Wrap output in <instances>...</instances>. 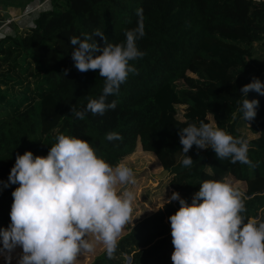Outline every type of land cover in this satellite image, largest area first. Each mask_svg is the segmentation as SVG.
I'll list each match as a JSON object with an SVG mask.
<instances>
[{"label":"trees","instance_id":"16d2710c","mask_svg":"<svg viewBox=\"0 0 264 264\" xmlns=\"http://www.w3.org/2000/svg\"><path fill=\"white\" fill-rule=\"evenodd\" d=\"M37 1L0 0V6L24 11ZM139 8L145 35L136 43L145 55L130 62L138 74L107 97L117 101L114 110L85 112L83 120L71 115L72 105L82 110L102 94L104 79L98 70L76 69L69 37L99 30L122 43L125 30L137 26ZM93 39L103 47L99 36ZM257 43L264 47V0H49L20 35H0V186L9 183L0 193V229L11 224L12 192L19 187L9 182L16 155L47 156L60 134L87 140L112 166L135 165L132 156L143 151L155 173L168 171L149 187L151 194L130 184L140 202L124 234L111 257L105 248L88 264H173L169 217L180 205L165 202L175 191L191 204L205 180L229 182L244 199L243 215L264 220V95L248 93L259 101L253 120L239 111L240 89L253 77L264 82ZM200 121L246 140L251 165L193 145L187 153L193 164L183 166L179 129ZM109 132L123 139L108 141ZM150 202L164 207L151 211Z\"/></svg>","mask_w":264,"mask_h":264},{"label":"clouds","instance_id":"9594fccd","mask_svg":"<svg viewBox=\"0 0 264 264\" xmlns=\"http://www.w3.org/2000/svg\"><path fill=\"white\" fill-rule=\"evenodd\" d=\"M136 14L137 26L125 30L122 43L109 42L99 30L83 38L69 37L76 69L82 73L98 70L104 79L102 94L89 98L82 110L72 105L71 115L83 120L85 112L103 115L114 110L117 101L107 103V97L119 94L129 74H138L130 62L145 55L136 43L145 35L143 9H137ZM94 36L102 39L103 47ZM250 91L264 95V82L253 77L240 89L244 99L239 102V111L245 121L255 118L259 105L258 100L247 98ZM178 135L185 167L193 164L187 155L193 145L202 150L211 148L220 160L230 158L231 163L251 165L246 140L205 121L180 128ZM106 139L123 137L109 132ZM9 182L19 184L12 192L11 224L0 229V255L9 264L18 247L22 249L18 264H75L79 255L93 250L89 235L102 241L111 257L131 219L134 195L117 189L135 183L133 170L125 163L110 165L87 140L76 136L58 135L47 156H34L31 151L17 154ZM173 201L180 205L169 217L173 264H264V220L243 215L244 199L229 182L205 180L191 204L175 191L165 203Z\"/></svg>","mask_w":264,"mask_h":264},{"label":"rangeland","instance_id":"374dc122","mask_svg":"<svg viewBox=\"0 0 264 264\" xmlns=\"http://www.w3.org/2000/svg\"><path fill=\"white\" fill-rule=\"evenodd\" d=\"M48 5H49V0H39V1L35 2V3H33L32 7H31L30 14L27 15L28 16L27 18H24L25 24L32 23L33 20L37 17L38 13L41 10L47 8ZM3 9H5V8L0 6V18H2V19H4L5 17L16 18V17L19 16V15L16 16V14H13L14 11L19 12L18 9H15L14 11H12L13 15L8 14L7 8H6V10H3ZM8 9L11 10L12 8L8 7ZM26 10H28V9H25L24 11L22 9H20L19 13L22 14ZM11 29H14V28L11 27ZM17 31H18V29H17ZM260 47H261V44L257 43L256 46H255L256 51ZM150 155L151 154L144 153L143 151H137L135 153V155L132 156L133 158L131 160V161H134L136 166L127 164L126 162H128V161L120 162V163H125L127 166H129L133 170V172H134V180H135V182L137 181L139 183V189L142 188V187H145L146 188L145 192L147 194H151L152 193V191H150L149 187L155 186L156 184L160 183V181L164 178V177L162 179L155 178L154 175L158 174V173H155L154 170L152 169V164L151 163L153 162V159H152V157ZM129 186H130V184H128V185H119L117 191L118 192L128 191L127 188ZM139 189H138V191H139ZM137 201L140 202V200L137 198V196L134 195V199L131 202V209H132V207L135 206ZM148 207L150 209H155L157 206H156V204H154V203L151 204V202H150ZM124 232H125V229L123 228L121 235H123ZM87 238L93 244V250L92 251H88V252H84L81 255H79L78 258H77V261L75 262V264H88L95 258V256L101 254L103 252V250L105 249V246H104L103 242L96 240L94 235H89ZM21 252H22V249L19 248V247L16 248L13 251L12 259L10 261V264H18V258H19V255H20ZM0 264H9V262L4 258L3 255H0Z\"/></svg>","mask_w":264,"mask_h":264},{"label":"crops","instance_id":"0c3cea01","mask_svg":"<svg viewBox=\"0 0 264 264\" xmlns=\"http://www.w3.org/2000/svg\"><path fill=\"white\" fill-rule=\"evenodd\" d=\"M3 10H6V8L5 9H3ZM15 9H8L7 8V12H8V14H10V15H13V14H16V16H18V15H20L21 13H19V12H17V11H14ZM12 11H14L13 12V14H12ZM19 13V14H18ZM27 16V15H26ZM26 16H23V17H21L19 20H17L16 22H15V24H13V26H11L12 28H14V29H12L13 31H14V33L15 34H17V35H20V30H21V28L23 27V26H26V25H30V24H25V22H24V18L26 17ZM4 18V17H3ZM18 29V31H17V29ZM255 51H256V49H255ZM255 58H256V61L258 62L257 64H258V66L263 70V72H264V47L263 46H261L257 51H256V54H255ZM136 205V204H135Z\"/></svg>","mask_w":264,"mask_h":264},{"label":"built area","instance_id":"2783aa9c","mask_svg":"<svg viewBox=\"0 0 264 264\" xmlns=\"http://www.w3.org/2000/svg\"><path fill=\"white\" fill-rule=\"evenodd\" d=\"M31 11V8L23 12L16 18L5 17L4 19L0 18V35H15L14 31L11 29V26L19 20L21 17L26 16ZM27 26V25H26ZM25 27V26H23Z\"/></svg>","mask_w":264,"mask_h":264},{"label":"water","instance_id":"95a60500","mask_svg":"<svg viewBox=\"0 0 264 264\" xmlns=\"http://www.w3.org/2000/svg\"><path fill=\"white\" fill-rule=\"evenodd\" d=\"M168 171L167 170H163L161 171L159 174H155V178L157 179H162L163 177H165L167 175ZM4 184H8V182H5ZM4 184L0 186V193H2L7 187H4Z\"/></svg>","mask_w":264,"mask_h":264},{"label":"bare ground","instance_id":"6f19581e","mask_svg":"<svg viewBox=\"0 0 264 264\" xmlns=\"http://www.w3.org/2000/svg\"><path fill=\"white\" fill-rule=\"evenodd\" d=\"M29 14H30V12H29ZM28 16H26L25 18H27Z\"/></svg>","mask_w":264,"mask_h":264}]
</instances>
